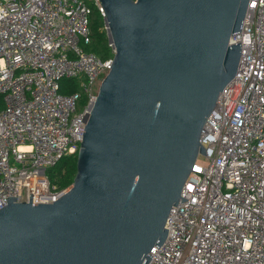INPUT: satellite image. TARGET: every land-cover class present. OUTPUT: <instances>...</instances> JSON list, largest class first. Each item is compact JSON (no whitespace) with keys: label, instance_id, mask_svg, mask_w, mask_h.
Instances as JSON below:
<instances>
[{"label":"water","instance_id":"1","mask_svg":"<svg viewBox=\"0 0 264 264\" xmlns=\"http://www.w3.org/2000/svg\"><path fill=\"white\" fill-rule=\"evenodd\" d=\"M115 54L73 184L52 204L6 199L0 264H148L241 64L250 0H99Z\"/></svg>","mask_w":264,"mask_h":264},{"label":"built area","instance_id":"2","mask_svg":"<svg viewBox=\"0 0 264 264\" xmlns=\"http://www.w3.org/2000/svg\"><path fill=\"white\" fill-rule=\"evenodd\" d=\"M93 7L104 19L99 0H0V209L30 190L43 204L67 191L48 172L78 153L115 54L109 40L110 57L87 50ZM239 43L237 75L201 134L206 155L148 264H264V0H250Z\"/></svg>","mask_w":264,"mask_h":264},{"label":"trees","instance_id":"3","mask_svg":"<svg viewBox=\"0 0 264 264\" xmlns=\"http://www.w3.org/2000/svg\"><path fill=\"white\" fill-rule=\"evenodd\" d=\"M92 17L95 18L98 24L96 31L92 33V44L87 47L88 51L95 52L96 54H103L102 51L108 48V38L105 32H100V29L104 27V19L101 16L99 10L93 7ZM109 50V49H108ZM111 56V55H110ZM104 55V58L110 57ZM64 83L70 86V91L73 90V81L65 80ZM4 107V102L0 98V109ZM77 173V153L64 158L56 167L52 168L48 172V177L51 185L56 188L57 191L68 189L74 181Z\"/></svg>","mask_w":264,"mask_h":264},{"label":"rangeland","instance_id":"4","mask_svg":"<svg viewBox=\"0 0 264 264\" xmlns=\"http://www.w3.org/2000/svg\"><path fill=\"white\" fill-rule=\"evenodd\" d=\"M98 27H99V26H98L97 21L95 20V18L91 17V31H92V33H93L94 31H96ZM100 32H105V33L107 34V31H106L105 25H104V27H102V28L100 29ZM102 53H103V54H99V53H97V56L100 57V58H104V55H106V54H107V56H110V51L108 50L107 47H106L105 50L102 51Z\"/></svg>","mask_w":264,"mask_h":264}]
</instances>
